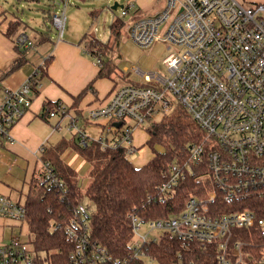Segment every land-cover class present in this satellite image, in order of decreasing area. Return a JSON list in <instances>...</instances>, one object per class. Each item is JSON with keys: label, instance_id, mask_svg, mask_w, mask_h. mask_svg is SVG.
Listing matches in <instances>:
<instances>
[{"label": "built area", "instance_id": "built-area-1", "mask_svg": "<svg viewBox=\"0 0 264 264\" xmlns=\"http://www.w3.org/2000/svg\"><path fill=\"white\" fill-rule=\"evenodd\" d=\"M135 8L125 6L122 16ZM51 17L58 29H64V11L53 12ZM131 20V39L137 45L146 48L160 39L183 51L164 60L168 76L134 68L142 75V83L118 85L108 103L72 117L68 130L77 135L81 146L100 142L104 149L127 147L134 161L135 130L160 123L178 102L204 136L189 146L184 164L169 165L163 191L169 192L189 173L198 175L211 188L205 198L191 196L180 214L166 220L133 218L138 238L134 255L146 257L143 244L153 230L163 229L184 244L198 241L215 245L218 264H264V3L167 0L160 13L134 14ZM160 31L163 37H159ZM18 41L25 45L28 38L23 35ZM40 75L37 71L19 88L4 91L0 99V155L3 145L13 142L14 127L32 109L42 86ZM59 112H64L60 103L48 113L54 117ZM82 120L105 122L104 135L88 136L80 127ZM40 173V187L66 191L49 162H41ZM219 195L224 206L213 205ZM90 216L84 204L75 210L68 237L78 246L70 264H102L111 259L103 247L91 245ZM0 217L26 223L27 208L0 194ZM144 225L149 231L143 235ZM0 264H38L37 254L31 243L16 237L0 245Z\"/></svg>", "mask_w": 264, "mask_h": 264}, {"label": "trees", "instance_id": "trees-1", "mask_svg": "<svg viewBox=\"0 0 264 264\" xmlns=\"http://www.w3.org/2000/svg\"><path fill=\"white\" fill-rule=\"evenodd\" d=\"M18 24H12L10 32ZM123 26V21L115 20L111 27L113 36L118 37ZM80 44L84 51L94 52L92 58L96 56L100 60L101 63H96L100 67L98 78H112L111 73L116 69L109 59L111 45L90 33L85 34ZM41 70L44 73V67ZM58 104L50 102L47 106L56 109ZM147 132V144L153 155L141 167L130 159L127 147L104 149L100 142L81 146L75 135V149L91 162V182L85 192L79 186L76 171L61 158L66 143L45 152L44 161L51 164L64 182L66 191L51 186L40 187V172L30 183L24 204L29 226L28 242L35 249L38 264H70V256L78 244L68 237V228L75 218L76 208L83 204L86 196L95 207L89 220L91 245L103 247L111 258L102 264H143V258L134 255L137 241L133 218L139 217L147 222L166 220L173 214H180L191 196L205 198L208 195L210 186L198 175L190 173L169 192L163 191L169 165L174 162L184 164L188 159L189 146L204 136L190 114L182 106H174L160 123L150 125ZM156 144H163L167 151L158 152ZM221 200L219 195L213 205L224 206ZM142 250L147 258L161 264H218L215 245H203L198 241L184 244L169 231H163L159 239L144 243ZM41 254H44L43 258Z\"/></svg>", "mask_w": 264, "mask_h": 264}, {"label": "crops", "instance_id": "crops-1", "mask_svg": "<svg viewBox=\"0 0 264 264\" xmlns=\"http://www.w3.org/2000/svg\"><path fill=\"white\" fill-rule=\"evenodd\" d=\"M44 1L12 0L0 5V99L6 89L19 88L37 71L41 73L42 86L34 98L32 109L14 127L13 142L5 143L0 155V194L19 203L25 202L30 183L40 172L45 152L63 142L68 143L66 140H59L55 130L64 126L67 128L72 117L108 103L113 94L112 90L118 85L113 78H98L100 67L87 55L88 51H84L75 40L61 41L55 48L52 46L53 38L46 22L52 19L51 13L63 11V9L59 10L60 2H65L64 9H66L70 0H49L48 2L59 6L49 11L39 7ZM242 1L248 3L249 0ZM250 1L252 3L248 4L264 3V0ZM11 2L14 4L22 2L21 7L27 8L26 12L14 10ZM134 2L137 6L129 14L133 13V16L136 14V17L153 16L165 8H158L159 0H134ZM64 12L66 14V10ZM95 14L93 13L94 17ZM17 22L19 24L16 25L15 30L10 32L12 24ZM23 35L28 38L25 45L19 44L18 41ZM47 60L49 62L46 66ZM43 67L44 73L41 72ZM50 102L60 103L64 112H59L54 117L49 116V109L55 110L47 106ZM82 122L87 127V124H90L82 120L80 127ZM95 124L93 125L100 129V133L95 138H100L104 135L105 122ZM72 136L71 144L75 134ZM148 138L149 135L147 140ZM76 140L78 143V137ZM80 156L91 169V162L86 157ZM135 161L133 162L137 167L145 165H137ZM63 162L68 164L64 160ZM14 165L22 167L21 172L16 176L10 173ZM8 166L11 168L6 171ZM23 235L28 241L27 222L21 223L0 217V245Z\"/></svg>", "mask_w": 264, "mask_h": 264}, {"label": "rangeland", "instance_id": "rangeland-1", "mask_svg": "<svg viewBox=\"0 0 264 264\" xmlns=\"http://www.w3.org/2000/svg\"><path fill=\"white\" fill-rule=\"evenodd\" d=\"M7 1L12 0H0V5L6 4ZM45 0L39 5L40 8H43L46 11H49L55 7L54 3L48 2ZM118 2L121 5H135L137 4L134 0H70L65 7V2H60L59 10H66V22L64 24V29H58L52 19L46 22L49 32L52 36V46L55 48L57 44L61 41H70L75 40L77 44L82 40L85 34L90 33L98 38L104 43L111 45V52L109 53V59L115 65V72L111 73L112 78L118 85H127L131 83L140 84L143 82V77L141 74L135 72L133 69L136 68L142 73H160L163 76H168L169 72L167 67L164 64V60L172 53L180 54L183 50L182 48L165 42L163 40L157 39L149 47H141L137 45L132 39L130 34V28L132 22L133 13L128 14L127 16H122L123 9L119 8L117 11H113L112 7ZM251 1L249 0L248 3ZM167 0H159L158 8L163 9L166 6ZM252 3V2H251ZM258 3V2H255ZM22 2H11V6L14 7V10L18 12H26L27 8L21 7ZM18 9V10H17ZM53 12V11H52ZM93 13H96L95 17ZM49 14V12L47 13ZM52 15V13H51ZM50 18V17H49ZM48 18V19H49ZM121 20L124 23L118 37L113 36L112 34V24L115 20ZM61 32L63 35L61 36ZM159 37H163V31L159 32ZM51 44V43H50ZM84 50V46L80 44ZM52 47V48H53ZM53 48V49H54ZM54 52H52V55ZM88 55V54H87ZM90 56V55H89ZM92 57V56H90ZM94 63H97V58H93ZM179 106L178 102H175V108ZM171 112V111H170ZM169 112V113H170ZM95 122L92 124H85L82 122L81 128L85 130L92 138H95L96 135L100 133V129L94 126ZM150 123L142 125L135 130L134 144L137 146V159L135 163L137 165L147 164L152 158V149L147 144V135L148 127ZM55 126H53L54 128ZM87 127V128H86ZM69 125L64 126L62 129L55 130V134L59 140H66V149L62 152V159L68 163L77 173L79 178V186L86 191V188L91 182L89 171L90 167L86 164L85 160L80 156L78 151L75 149L74 145L71 144L73 134L68 130ZM61 135H64L63 137ZM155 149L160 153H165L167 151L166 147L163 144H156ZM11 168L10 166L6 167V171ZM22 167L15 166L13 167L12 175L16 176L17 173H20ZM83 204L87 208V211L90 215L95 212V207L92 201L86 196ZM149 228L147 225H144L142 229V234L148 233ZM163 233V229L153 230L149 236V240L159 238ZM23 241H26V236H20ZM138 238L136 237V241ZM42 258L44 254L40 255ZM44 264V263H43ZM46 264V263H45ZM143 264H161L157 261L151 260L147 257L143 258Z\"/></svg>", "mask_w": 264, "mask_h": 264}, {"label": "water", "instance_id": "water-1", "mask_svg": "<svg viewBox=\"0 0 264 264\" xmlns=\"http://www.w3.org/2000/svg\"><path fill=\"white\" fill-rule=\"evenodd\" d=\"M124 7H125L124 5H121L118 2H115V4L112 7V10L113 11H117L119 8L123 9ZM120 124L121 123H117V126H120Z\"/></svg>", "mask_w": 264, "mask_h": 264}]
</instances>
